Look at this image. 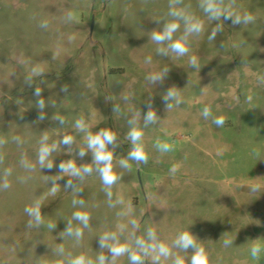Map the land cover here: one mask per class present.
Returning a JSON list of instances; mask_svg holds the SVG:
<instances>
[{
	"label": "rangeland",
	"instance_id": "374dc122",
	"mask_svg": "<svg viewBox=\"0 0 264 264\" xmlns=\"http://www.w3.org/2000/svg\"><path fill=\"white\" fill-rule=\"evenodd\" d=\"M203 2L0 0V264H71L79 256L99 264L101 255L106 264H132L127 253L113 258L101 247L106 234L116 237L106 245H126L143 264H190L193 250L175 246L184 231L205 248L208 264H264V0H215L253 16L247 24L213 20ZM168 23L179 25L173 42L184 43L186 55L151 39ZM190 24L202 26L199 34L186 33ZM217 25L222 30L209 39ZM170 89L177 95L165 101ZM149 110L157 119L145 126ZM133 127L143 132L146 164L128 160ZM101 130L116 138L107 146L119 177L111 187L87 143ZM41 146H55L51 170L39 163ZM61 163L93 171L81 178L60 171ZM37 204L39 225L25 212ZM76 212L87 213V227ZM69 222L79 238L67 233Z\"/></svg>",
	"mask_w": 264,
	"mask_h": 264
},
{
	"label": "clouds",
	"instance_id": "9594fccd",
	"mask_svg": "<svg viewBox=\"0 0 264 264\" xmlns=\"http://www.w3.org/2000/svg\"><path fill=\"white\" fill-rule=\"evenodd\" d=\"M202 8L203 11L213 20H219L223 18L224 20H231L233 24H247L253 21L254 17L251 16L250 14L245 13L243 16L241 15H235L233 13L227 12L226 10H222L219 8L215 2V0H204L202 3ZM169 15L173 17H179L181 19H185V22L187 24V19L183 16H181V13L176 12V11H171ZM179 25L176 23H168L165 24L163 31L162 32H154L152 34L151 39L155 41L157 44H167V47L178 54L179 56H184L188 53V48L185 46L184 43H181L179 40L173 42V34L178 30ZM202 30V26L199 24H190L186 27L185 31L187 32H194L199 34V32ZM222 30V25H217L216 28L213 29L212 34L209 36V39H214L215 35L218 31ZM181 39H186V37H182ZM157 51L161 54H167L164 49H157ZM191 64L193 66H196L195 58L191 61ZM35 71V70H34ZM158 79H162L161 77L154 76L152 77L153 81H156ZM35 95L39 96L40 95V89L37 88ZM177 93L174 90H169L164 97V100L167 101L169 99L175 98ZM38 107L41 109L44 107V102L42 100L38 101ZM168 107H171V105H168ZM202 115L205 119H208L209 116L211 115V110L208 106H205L202 111ZM40 119H43L44 117L41 115L39 117ZM145 126L149 123H155L156 122V115L153 111L149 110L147 112V115L145 116ZM61 123L63 121L61 120ZM130 123H134V121H130ZM212 123L216 124L217 126H223L225 123L223 117H215L212 120ZM76 127L78 129L83 130L84 124L83 121H77L76 122ZM143 138V132L138 130L136 127H133L130 132H129V139L132 142L133 148L132 151L129 152L128 154V160H134L137 162V164L141 163H147L148 157L145 154V152L142 150L140 146V141ZM45 140H47V137H44ZM115 136L113 133L107 130H101L99 133L96 135H89L87 138V143L89 149L93 150V159L95 164L97 165L96 171L99 172L100 177L102 179V182L104 185L111 187L113 184L117 182L119 177L115 174H113L112 170V160H113V154L111 151H108L107 146L112 145L115 143ZM63 144L65 145H70L72 143V138L71 137H65L62 141ZM157 148L161 150L162 152H168L172 150V147L170 144L167 143H157ZM55 150V146L53 147H48V146H41L39 150V163L42 167L46 165L48 170H51L53 167V164L47 160V158L50 156L51 152ZM85 153L83 151L80 152V156H83ZM128 160H121L120 164L124 168H129L130 165L128 164ZM59 170L63 172H71L73 176L81 177L82 178V173L83 174H91L93 171L92 168L90 167H83L82 169H77L76 166L72 163H68L65 165L64 163H61L59 165ZM172 173H175L177 169L175 166L171 169ZM68 184L71 185L72 182L68 181ZM5 188L8 187V185L5 183L4 185ZM259 186H253L251 188V191L257 192L260 191ZM56 189L53 188V192H55ZM110 195V194H109ZM74 203H77L74 201ZM79 203H83L82 201ZM25 212H27L30 216H32L37 225L41 223V216H40V209L39 205L35 208H25ZM74 219L81 221L85 227L88 226V220L89 216L87 213H82V212H76L73 214ZM29 226H31V221L29 222ZM49 228L55 227V225L49 224ZM67 233L70 235H75L77 238H79L82 235V232L77 229L75 232H73V229L71 227V222H69V226L67 228ZM149 238L150 239H155V233L149 230ZM108 239H113L115 240L116 237L114 235L109 236L105 235L101 237L100 244L101 247H109L110 252L112 253L113 258L117 256H121L124 254L129 255V259L132 262V264H143V261L141 260V257L139 255H135L131 253V250L126 246V245H119V246H109L106 245L105 241ZM118 243V242H117ZM137 245H138V250L145 252V255H147V251L145 250V245L142 240H137ZM232 241L231 240H225L224 244L225 246L231 245ZM175 246L187 251L188 249L193 250V254L190 258V264H208V255L204 247L200 246L195 238L187 231L181 232L177 239L175 240ZM152 251H159V254L161 256H169L170 252L169 249L163 245V244H153L151 245ZM261 249L257 246L252 247L251 249V255L253 257H256L260 253ZM99 259V264H106V257L103 255L98 257ZM71 264H91V261H85V258L83 256L76 257L71 261ZM174 264H185L184 260L181 258H177L174 262Z\"/></svg>",
	"mask_w": 264,
	"mask_h": 264
}]
</instances>
